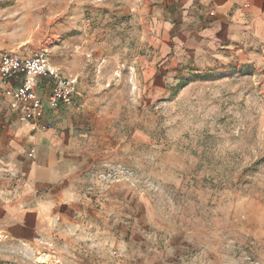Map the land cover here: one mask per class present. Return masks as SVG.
I'll return each instance as SVG.
<instances>
[{
    "label": "rangeland",
    "instance_id": "1",
    "mask_svg": "<svg viewBox=\"0 0 264 264\" xmlns=\"http://www.w3.org/2000/svg\"><path fill=\"white\" fill-rule=\"evenodd\" d=\"M152 3L0 0V54L81 95L79 210L46 245L0 224V264H264V39L175 55Z\"/></svg>",
    "mask_w": 264,
    "mask_h": 264
},
{
    "label": "crops",
    "instance_id": "2",
    "mask_svg": "<svg viewBox=\"0 0 264 264\" xmlns=\"http://www.w3.org/2000/svg\"><path fill=\"white\" fill-rule=\"evenodd\" d=\"M152 2L156 32L174 41L175 55L209 54L251 37L264 39V0ZM37 93L43 95L41 86ZM8 102L0 96V224L13 239L46 245L56 225L80 206V160L73 157L79 150L68 130L71 107L47 110L43 122L29 123L18 120Z\"/></svg>",
    "mask_w": 264,
    "mask_h": 264
},
{
    "label": "built area",
    "instance_id": "3",
    "mask_svg": "<svg viewBox=\"0 0 264 264\" xmlns=\"http://www.w3.org/2000/svg\"><path fill=\"white\" fill-rule=\"evenodd\" d=\"M17 78L20 82L15 86L13 81ZM0 85H3L0 96L9 100V107L18 120L29 123L43 122L47 110L74 107L81 96L77 77H65L52 67L44 49L31 56L0 54ZM39 86L43 95L37 93Z\"/></svg>",
    "mask_w": 264,
    "mask_h": 264
}]
</instances>
